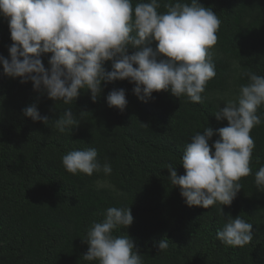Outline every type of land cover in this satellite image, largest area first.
<instances>
[{"label":"trees","instance_id":"trees-1","mask_svg":"<svg viewBox=\"0 0 264 264\" xmlns=\"http://www.w3.org/2000/svg\"><path fill=\"white\" fill-rule=\"evenodd\" d=\"M138 2L132 0L133 6ZM167 2L160 0L159 12L166 11ZM199 2L221 21L212 49L216 76L208 82L202 104L164 90L143 102L125 79L102 82L96 102L90 90H81L65 105L34 90L31 81L21 83V78L4 74L0 64V264H98L83 259L88 245L82 240L93 221L101 222L113 206L130 207L133 223L115 234L134 241L143 264H264V188L255 184V173L264 166V105L257 113L262 123L250 133L255 143L252 174L241 178V190L230 206L221 205L223 213L219 204L188 206L180 187L168 179L169 164L178 175L185 174L181 162L191 136L208 126H227V120L218 121L213 113L249 83L243 73L264 76V0ZM12 43L8 21L0 16V55L9 60ZM135 51L129 49L130 54ZM50 56H41L46 68ZM104 66L112 70L111 61ZM119 88L126 90L128 101L123 112L106 102L108 93ZM32 104L48 117V125L23 114ZM67 108L79 124L61 133L54 122ZM216 139L214 135L210 145ZM91 147L101 164H111L110 176L73 175L62 165L66 153ZM97 181H107L115 190L97 188ZM229 214L253 224V239L243 248L217 239ZM161 239L169 246L158 251Z\"/></svg>","mask_w":264,"mask_h":264},{"label":"clouds","instance_id":"clouds-1","mask_svg":"<svg viewBox=\"0 0 264 264\" xmlns=\"http://www.w3.org/2000/svg\"><path fill=\"white\" fill-rule=\"evenodd\" d=\"M160 7V0H141L135 6L132 0H0V16L7 19L13 41L8 48L10 60L0 55L3 72L21 78V83L31 81L34 90L65 105L72 104L81 90H90L96 102L102 82L125 79L134 84L132 91L143 102L164 90L202 104V94L216 76L212 49L221 21L199 0H169L164 12L158 11ZM130 48L136 51L130 54ZM46 53H51L48 68L41 59ZM107 61H111V71L104 66ZM243 75L249 83L240 85L235 99L225 101L224 107L218 105L213 113L218 121L227 120V126H208L191 136L181 162L185 174L178 175L171 164L166 167L171 185L180 187L190 207L209 209L219 204L223 213L221 205L230 206L241 190V178L252 174L255 143L250 133L262 123L257 113L264 105V76L250 71ZM106 102L123 112L128 104L126 90H111ZM22 111L33 122L48 125V117L41 116L35 104ZM78 124L67 108L55 119L54 127L63 133ZM214 135L218 139L210 145ZM61 160L73 175L103 172L107 177L113 171L109 162L101 164L94 147L72 150ZM255 184L264 188V166L255 173ZM103 187L115 190L107 181H97V188ZM133 221L130 207H109L104 219L93 221L82 240L88 245L83 259L98 264H143L134 241L127 234H115ZM252 228L239 215L229 214L217 239L243 248L253 239ZM156 246L163 251L169 245L161 239Z\"/></svg>","mask_w":264,"mask_h":264}]
</instances>
